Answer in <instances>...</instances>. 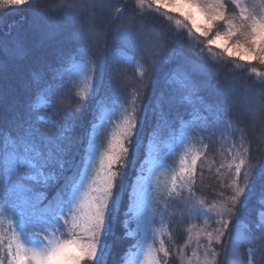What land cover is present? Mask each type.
<instances>
[{"label":"snow or ice","instance_id":"snow-or-ice-1","mask_svg":"<svg viewBox=\"0 0 264 264\" xmlns=\"http://www.w3.org/2000/svg\"><path fill=\"white\" fill-rule=\"evenodd\" d=\"M231 3L238 14H227L225 0H55L43 7L0 0V15L34 10L30 30L0 37V264H107V238L145 130L150 146L179 132L180 144L199 133L205 148L182 161L163 197L162 217L171 202L182 205L181 219L203 222L187 256L193 228L186 229L180 264H219L217 248L231 264H255L256 253L264 261V115L257 120L264 109L247 99L257 89L264 96V80L245 81L244 73H261L241 63L264 65V12ZM117 38L142 68L127 94V65L106 55ZM25 71L21 94L13 81ZM74 81L87 87L76 93ZM70 96L75 108L65 103ZM97 119L110 128L101 145L88 132ZM209 143L224 150L211 204L197 196V162L207 160ZM199 175L203 185V169ZM145 184L137 174L129 200L146 194ZM253 198L258 214L247 212ZM158 254L167 264L162 241L147 247L142 264H160Z\"/></svg>","mask_w":264,"mask_h":264},{"label":"rangeland","instance_id":"rangeland-1","mask_svg":"<svg viewBox=\"0 0 264 264\" xmlns=\"http://www.w3.org/2000/svg\"><path fill=\"white\" fill-rule=\"evenodd\" d=\"M227 7V14H238V9L234 12L228 10V5L232 4L231 0H225ZM242 3L246 7L254 8L257 15L264 12V0H242ZM234 5V4H233ZM235 6V5H234ZM178 17L173 16V20ZM123 40V38H120ZM220 55H225L220 53ZM236 63V61H233ZM244 66H247L249 62H241ZM256 66H264L256 61L250 62ZM74 71V70H73ZM73 87L76 93L87 87L83 81H74ZM106 116H111V107H108ZM96 128H91L90 135L95 132L100 140L97 141L98 145H101V141L105 139L107 131L103 126H100L101 122L99 119L95 123ZM190 131V129H186ZM180 134L162 143L152 142L149 145L147 156L143 161L142 171L139 169V175L146 178L145 187L147 188L146 194L137 193V195L131 200L130 215L126 221L128 229V235L135 239L133 248L126 255L123 264H142L145 252L149 245L154 249L160 247L161 241L164 247L168 249L171 254L168 258L175 259L177 264H180V252L178 251L185 243L186 229L192 227L191 232L192 244L191 247L185 253V256L190 255L193 248L196 247V240L198 237L199 230L203 227V222L199 220H188L187 218L181 219L179 215V208L182 207L180 204H172L169 202L167 206V213L175 215L165 214L161 216V209L164 207L163 197L167 195L168 190L172 187V176L173 174H179L182 168V161L190 163L193 155L203 154L205 152L204 145L199 143V133L196 137H193L188 143H179ZM218 139V138H217ZM206 143L207 140L205 141ZM228 143H231L229 139ZM207 148V160H198L197 169L201 165L205 166L208 170L214 169L217 172L219 168V160L221 158V151L218 144L209 143ZM213 148L214 152L210 153V149ZM163 165V166H161ZM136 179L134 180V183ZM133 183V184H134ZM181 185L179 179L177 180V190H180ZM132 192V191H131ZM198 197H202L197 193ZM156 201H159L157 203ZM215 201L209 202V204ZM207 206V205H206ZM214 225L208 227V231H211ZM206 244V241H201ZM217 251L220 252L219 248ZM202 255V251H201ZM160 260V264H163V254H158L157 257ZM231 264V257H228ZM6 264V262H5Z\"/></svg>","mask_w":264,"mask_h":264},{"label":"trees","instance_id":"trees-1","mask_svg":"<svg viewBox=\"0 0 264 264\" xmlns=\"http://www.w3.org/2000/svg\"><path fill=\"white\" fill-rule=\"evenodd\" d=\"M55 2V0H40V6L43 7L45 5H51ZM63 2V0H61ZM118 3H122L123 0H117ZM228 10L230 12L236 11L235 6L233 4L228 5ZM34 10L29 8L27 5L21 7L20 9H11L6 10L2 15H0V37L7 38L8 34L16 35L18 32L24 33L31 29L33 19L30 15ZM149 23H160L159 20L151 19ZM179 47L183 48L185 51H188L187 45H185L182 41L179 43ZM109 56L113 62H119L122 66L127 65V67H122V71L124 73L125 78L129 81L128 88H125L123 91L125 94L135 86L137 74L142 68H137L134 61L129 60L130 52L126 49L124 42L122 39L117 38L115 42L110 46L109 52L106 54ZM220 55V53H218ZM222 56V55H221ZM70 67V66H69ZM248 69H255L256 72L261 73L259 77L256 76L254 72H246L243 74L244 80L251 82L255 80H264V66H259L255 64H247L244 66ZM223 80V77H221ZM13 86L19 90L22 94L28 86V72L19 73L14 81ZM115 87V86H113ZM243 90L241 89V92ZM247 99L251 102V106L253 110L264 109V96L259 94L258 89L251 92ZM66 104L70 103L73 108L76 107V100L69 97L68 101H65ZM108 107H111L110 105ZM264 115V113L258 112L257 120L259 121L260 116ZM98 120V119H97ZM97 120L94 122L96 123ZM91 128H88V132L90 134ZM258 131L260 129L258 128ZM180 133L178 132L175 137H177ZM175 137H170L166 135H161L157 137L152 142L162 143L167 140H171ZM152 139L147 135L146 130L142 132L141 137V145L136 152L134 157L133 166L129 169L128 180L124 186V197L123 204L120 207L119 215L117 219L114 221L110 234L107 238V243L110 246V255L108 256L107 264H123L124 259L128 252L133 248L135 244V239L128 235V229L126 226V221L131 217L130 215V207L131 200L128 198V194L132 191V185L134 180L136 179L137 174L139 173V169L147 156V151L149 148V140ZM209 148V147H208ZM214 149H210V153H213ZM200 169L204 171L203 177V185H201V176L199 175ZM214 169H211V175H209V170L200 164L198 167L197 174V185L203 187V191H197L203 198H205L208 202L215 201V193L214 187L216 185V180L213 179L215 176ZM258 198H253V201L249 205L247 210L248 213L258 214L260 209L257 203ZM218 249V248H217ZM220 256L218 258L219 264H230L228 257L225 256L224 252L219 248ZM241 254L243 255V250H241ZM260 253H256L257 259L255 264H264V261L260 259ZM164 264V262H163ZM167 264H177L176 260L171 258L167 261ZM244 264H248L247 259H244Z\"/></svg>","mask_w":264,"mask_h":264}]
</instances>
